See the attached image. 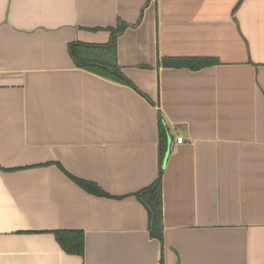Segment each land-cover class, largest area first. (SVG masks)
I'll return each instance as SVG.
<instances>
[{"label":"crops","instance_id":"0c3cea01","mask_svg":"<svg viewBox=\"0 0 264 264\" xmlns=\"http://www.w3.org/2000/svg\"><path fill=\"white\" fill-rule=\"evenodd\" d=\"M120 22L126 80L79 66ZM0 264H264V0H0Z\"/></svg>","mask_w":264,"mask_h":264},{"label":"trees","instance_id":"16d2710c","mask_svg":"<svg viewBox=\"0 0 264 264\" xmlns=\"http://www.w3.org/2000/svg\"><path fill=\"white\" fill-rule=\"evenodd\" d=\"M125 23L120 22L119 25L112 30L110 43L104 48L107 49L108 60L103 59L101 48L98 49L101 53L97 54V48L91 50L92 45L72 43L69 46L71 55L76 60L79 66H84L90 70L97 71L105 76L111 77L118 81L126 80L117 64V38L123 31ZM90 49V50H89ZM163 64L168 67H187L191 69H200L206 66L213 65L217 62L216 59L210 57H170L164 58ZM72 178L76 180L82 188L89 193L96 195H107V193L96 183ZM137 197L147 208L150 215V232L154 238L162 240L164 221H163V200H162V181L159 177L151 186L138 192ZM58 242L63 249L70 254L82 255L85 250V236L82 231L75 230H58L55 232Z\"/></svg>","mask_w":264,"mask_h":264},{"label":"built area","instance_id":"2783aa9c","mask_svg":"<svg viewBox=\"0 0 264 264\" xmlns=\"http://www.w3.org/2000/svg\"><path fill=\"white\" fill-rule=\"evenodd\" d=\"M184 141V137L183 136H178L177 137V142L178 143H182Z\"/></svg>","mask_w":264,"mask_h":264}]
</instances>
